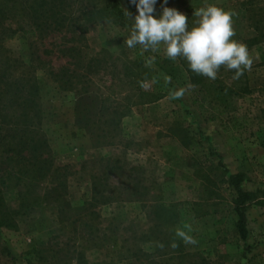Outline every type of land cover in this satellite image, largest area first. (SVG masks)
Instances as JSON below:
<instances>
[{
	"label": "rangeland",
	"instance_id": "obj_1",
	"mask_svg": "<svg viewBox=\"0 0 264 264\" xmlns=\"http://www.w3.org/2000/svg\"><path fill=\"white\" fill-rule=\"evenodd\" d=\"M247 1L167 0L165 3V0H157L154 6L156 18L162 15L164 7L185 14L189 28L197 19L193 15L195 9L207 4L235 13L233 39L247 45L253 65L239 79H233L234 72L228 70L218 74L220 79L225 77L226 84L233 83L235 88L247 85L250 92L245 90L228 102L225 99L223 104L216 103L214 92L210 94L202 86H195L182 58L168 59L162 45L157 52L142 53L139 46L129 49L124 44L132 23L128 18L126 27L100 20L89 25V31L82 37L77 35L67 44V39L72 37L69 34H51L44 38L41 34L23 32L2 42L0 71L10 64L13 68L8 70V79L1 84L0 92L6 89L8 80L19 86L21 82L30 81V89L36 85L39 91L34 96V109L28 111L32 121L27 130L28 138L46 144L37 153L45 151L43 157L57 166L80 164L85 167L83 178L69 183L61 206L69 210L88 200L92 193L90 173L103 174L121 158L129 167H142L144 172L139 176L147 182H156L163 202L174 206L179 213L173 231L190 261L204 258L208 264H249L255 256L264 260V40L254 42L258 34L249 24L244 3ZM117 2L123 11L126 9L132 14V18L138 14L131 0ZM74 46L82 52L79 75L87 74L90 62L100 61L99 70L89 73L85 85L77 86L74 91H64L39 62H50L57 72L64 67L73 71L77 59L74 55L65 56L61 49ZM149 57L155 59L146 66ZM138 59L144 61L149 73L142 87L150 94L145 102H138L137 92L133 93L135 87L124 77L126 63ZM165 76L170 78L167 82ZM189 84L195 87L187 90L182 98H170L171 91ZM82 95L85 99H98L97 110L94 103L87 101L91 123H98L89 130L78 124L76 117L75 108ZM13 96L6 94L0 104V191L6 206L16 212L15 226L0 230V264H27L28 252L46 246L54 236L73 233L70 223L59 221V206L55 202L24 204L19 197L25 195L27 187L19 179L16 163L5 159L8 144L13 140L14 145H18L23 128L20 119L23 110L11 108ZM128 97L133 98L131 109L113 132V126L104 125L113 117L112 109L106 111L109 107H124ZM101 107L108 108L104 114L99 112ZM107 133H110L107 138L96 137ZM232 174H244L246 180L242 188L256 195L247 209L249 236L246 241L236 228V193L229 184ZM125 177H118L116 182L121 184ZM47 185L37 187L32 196L40 189L44 191ZM131 200L126 196L123 202L104 206L101 210L105 221L103 228L111 225L121 237L139 236L147 229L148 220L141 203ZM178 230L193 236L197 243L186 245L176 235ZM121 237L118 241L112 237L107 241L99 238L98 248L87 252L88 259L95 264H153L158 260L135 256L130 260L121 259L120 252L124 248ZM134 243V252L144 248L153 254L156 250L154 242Z\"/></svg>",
	"mask_w": 264,
	"mask_h": 264
},
{
	"label": "trees",
	"instance_id": "obj_2",
	"mask_svg": "<svg viewBox=\"0 0 264 264\" xmlns=\"http://www.w3.org/2000/svg\"><path fill=\"white\" fill-rule=\"evenodd\" d=\"M244 3L249 15L250 27L258 34L254 42L264 40V0H248ZM100 20L112 21L120 27L127 26V17L117 0H0V51L3 41L14 37L20 32L41 34L44 38L51 34H69L72 37L67 39L66 44L71 43V41H74L75 36L82 37L89 31V25ZM61 52L68 57L74 55V58L77 59L75 70L71 71L70 68L64 67L57 72L51 67L50 62L41 61L38 57L37 60H40L39 66L44 65L41 68L44 67L43 69L48 71L52 80L62 90L74 91L77 86L85 85L89 73L98 72L100 61H95L89 63L91 66H88L87 74H78L77 71L82 69V52L80 48L75 46L65 47L61 49ZM7 60L10 61V59ZM2 63V60H0V64ZM182 64L188 71L192 83L195 86H202L210 94L214 92L213 96L218 104L230 101L231 97L245 90L247 93L250 92L247 85L235 88L233 83L231 85L226 84L225 77L220 79L219 74L217 79L211 82L210 79L192 72L183 59ZM126 65L124 77L129 78L130 84L135 87L136 91H132L133 93L137 92L138 102L147 101L146 99L150 94L142 90L146 76L149 75L144 61L140 59L128 61ZM12 68L13 66L10 64L2 70L3 73L0 71V86L8 79V70H12ZM225 70L221 68L219 72L225 73ZM28 82H21V86H19L17 83L8 80L6 89L2 91L3 93L0 92V104H3L6 94H11V96L14 95L10 103L11 108H21L23 110L20 116V119L23 120V128L21 125L16 127V129L20 127L22 129L20 130L21 139L16 146L13 140L8 144L5 159L7 162L16 163L19 179L27 187L25 195H19L22 202L24 204L31 202L34 205L55 202L59 206V221L70 223L73 234L71 236H54L46 246L34 248L28 252L30 258L27 259V264H66V262H71V264H95L88 259L87 252L93 248H98V239L104 237V241H107L112 237L118 241L121 237L120 234L111 229V225L103 228L105 221L102 219L101 210L104 206L123 202L126 196H130L132 200L141 203L147 216L148 228L143 229L139 236L134 234L131 236L130 234L129 237H121L123 238L121 244L124 247L120 252L122 254L121 259L130 260L135 256L137 258L158 259L153 264H208L204 258L196 262L188 259L189 255L184 251L182 242L176 238L173 231L179 213L173 209L174 206L166 205L163 202L156 182H147L146 178L139 176L143 171L142 167H129V163L121 158H118L114 165L109 166L103 174H97L94 171L90 173L92 193L88 200L70 207L69 210L61 206V200L68 192L69 183L76 179H82L85 167L80 164L57 166L52 160L43 157L45 151L40 154L37 153L43 150V146L46 144L27 137V130L32 121L28 111L34 109L33 105L36 104L34 96L39 92L36 85L30 89ZM225 99L228 100L225 101ZM88 100L95 104L94 109L97 110V97H86L85 99V96L82 95L77 102L75 111L78 124L89 130L91 126H96L95 124L98 123H91L90 110L87 108ZM132 100V97H128L127 105H124V107L120 105L114 106V108L109 107V109L101 107L99 112L104 114L105 110L108 109L106 111L108 112L112 109L113 114V117L106 120L104 125L113 126L114 128L111 129L113 132L118 130L122 119L127 116L131 109ZM92 135L94 134L92 133ZM108 136H110V133L96 137L107 138ZM111 138L113 137L111 136ZM262 146H264V137ZM26 152L30 155L25 154ZM125 175V180L119 181L121 184H118L116 179ZM245 180L244 174L229 176V184L236 193L234 199V210L238 216L236 228L244 241L249 236L247 209L256 199L255 194L242 188ZM47 183L45 192L40 189L34 197L32 196L37 187ZM48 190L49 195L47 194ZM15 214L16 212L6 206L0 191V230L15 226ZM102 231L104 232L103 236L100 235ZM134 241H136V244L137 241L144 242V244L154 242L156 250L153 254H149L144 248L134 252L136 248ZM173 242L178 246L173 248ZM104 264L112 263L105 262ZM249 264H264V260L255 256L249 261Z\"/></svg>",
	"mask_w": 264,
	"mask_h": 264
},
{
	"label": "clouds",
	"instance_id": "obj_3",
	"mask_svg": "<svg viewBox=\"0 0 264 264\" xmlns=\"http://www.w3.org/2000/svg\"><path fill=\"white\" fill-rule=\"evenodd\" d=\"M157 0H131L138 14H132L126 9L124 15L132 21L129 35L124 44L129 49L140 47L141 52H157L163 46L164 55L176 61L182 58L189 69L199 76L216 80L221 68L233 71V79H239L246 71H250L253 58L246 44L233 39L236 35L233 27L235 13L225 10L215 4H207L195 9L193 15L197 18L189 28L188 17L174 8L164 7L162 15H154ZM167 3V0H165ZM154 57L146 58V66L154 62ZM167 82L170 78L165 76ZM185 88L170 92V98H182L185 92L194 88ZM176 235L187 244H196V239L183 230ZM178 245L173 242L172 247ZM162 247V245H161Z\"/></svg>",
	"mask_w": 264,
	"mask_h": 264
}]
</instances>
